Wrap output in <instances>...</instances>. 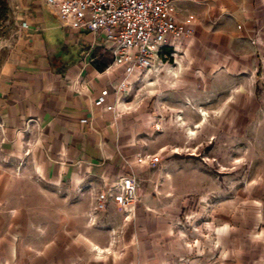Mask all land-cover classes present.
Segmentation results:
<instances>
[{
  "label": "crops",
  "instance_id": "0c3cea01",
  "mask_svg": "<svg viewBox=\"0 0 264 264\" xmlns=\"http://www.w3.org/2000/svg\"><path fill=\"white\" fill-rule=\"evenodd\" d=\"M4 1L0 264H264V199L228 207L223 223L207 224L214 242L197 230L195 244L152 184L132 211L113 201L96 208L100 192L154 165L135 162L142 155L123 144L122 78L151 76L172 56L168 71L188 89L175 96L178 107L190 116L194 104L222 107L264 62V0H175L182 18L195 16L191 34L151 70L130 76L113 64L104 35L65 27L46 0Z\"/></svg>",
  "mask_w": 264,
  "mask_h": 264
},
{
  "label": "rangeland",
  "instance_id": "374dc122",
  "mask_svg": "<svg viewBox=\"0 0 264 264\" xmlns=\"http://www.w3.org/2000/svg\"><path fill=\"white\" fill-rule=\"evenodd\" d=\"M105 58L112 61L110 53ZM174 59L170 56L171 66L151 76L120 81L123 144L135 156L160 157L158 163L138 168L139 193L152 184L153 195L179 213L176 225L189 243H197L192 234L197 230L204 243H213L208 222L223 223L228 207L237 211L239 203L264 199V62L257 76L242 78L241 86L233 87L224 106L203 109L208 115L202 118V108L195 104L192 116L178 107L175 96L186 97L188 89L177 82L174 70L168 71Z\"/></svg>",
  "mask_w": 264,
  "mask_h": 264
},
{
  "label": "built area",
  "instance_id": "2783aa9c",
  "mask_svg": "<svg viewBox=\"0 0 264 264\" xmlns=\"http://www.w3.org/2000/svg\"><path fill=\"white\" fill-rule=\"evenodd\" d=\"M65 27L104 35L113 54V64L123 65L128 76L151 70L158 59L168 58L176 41L191 34L195 16L182 18L175 0H46ZM2 21H0V26ZM3 26H1L2 28ZM108 91L97 100L105 102ZM138 163L156 164L157 155L146 154ZM139 183L128 175L100 192L96 208L105 210L109 201L132 211L139 202Z\"/></svg>",
  "mask_w": 264,
  "mask_h": 264
},
{
  "label": "trees",
  "instance_id": "16d2710c",
  "mask_svg": "<svg viewBox=\"0 0 264 264\" xmlns=\"http://www.w3.org/2000/svg\"><path fill=\"white\" fill-rule=\"evenodd\" d=\"M5 8H6L5 1L4 0H0V20L6 14Z\"/></svg>",
  "mask_w": 264,
  "mask_h": 264
},
{
  "label": "bare ground",
  "instance_id": "6f19581e",
  "mask_svg": "<svg viewBox=\"0 0 264 264\" xmlns=\"http://www.w3.org/2000/svg\"><path fill=\"white\" fill-rule=\"evenodd\" d=\"M199 112H200V115L202 116V118H204V117L206 118L207 115H208V113L206 111H204L203 109L199 110ZM198 126H200V125H198ZM189 133L191 135H195L196 134V132L193 129H191Z\"/></svg>",
  "mask_w": 264,
  "mask_h": 264
}]
</instances>
